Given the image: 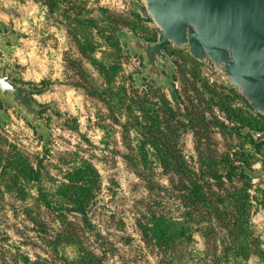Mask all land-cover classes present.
I'll list each match as a JSON object with an SVG mask.
<instances>
[{
    "label": "rangeland",
    "instance_id": "1",
    "mask_svg": "<svg viewBox=\"0 0 264 264\" xmlns=\"http://www.w3.org/2000/svg\"><path fill=\"white\" fill-rule=\"evenodd\" d=\"M134 4L141 1L0 0V22L19 34L9 45L8 64L18 67L21 82L49 81L45 91L32 96L50 104L39 115L47 126L43 140L20 111L2 102L8 119L0 123V264H23L20 255L63 264L75 260L78 250L91 251L100 264H209L214 252H223L219 243L231 237L239 213L232 200L217 204L223 220L207 217L203 206L187 207L181 195L191 186L189 179L222 197H236L242 181L247 184L249 233H240L236 242L241 243L226 249L229 258L222 260L264 264V180L235 177L218 183L207 175L213 165L225 171L228 159L236 167L264 169V146L243 157L238 151L248 147V138L233 130L236 117H248L245 101L211 63L171 43L165 47L174 62L169 75L177 99L151 78L137 84L136 75L145 68L142 55L130 54L119 33L155 38L156 27L136 16ZM141 102L175 143L184 171L175 172V190L172 174L160 167L152 149L146 165L136 161ZM226 109L236 114L230 117ZM249 121L264 126V117ZM87 165L98 180L84 216L67 208L73 204L62 185ZM30 168L39 171L38 180H32ZM151 211L188 226L192 242L177 244L166 255L145 243L139 225L148 222Z\"/></svg>",
    "mask_w": 264,
    "mask_h": 264
},
{
    "label": "water",
    "instance_id": "2",
    "mask_svg": "<svg viewBox=\"0 0 264 264\" xmlns=\"http://www.w3.org/2000/svg\"><path fill=\"white\" fill-rule=\"evenodd\" d=\"M140 1L141 5L134 4L133 9L142 19L153 22L156 38L146 39L135 32L119 33L130 54L142 55L145 68L136 75L137 84L151 78L173 91L175 85L169 73L174 62L164 47L171 43L186 49L193 59L211 63L215 71L225 76L227 87L247 101L251 115H264V0ZM18 37L0 22V123L8 119L2 106V102H8L44 140L46 121L39 117L44 105L34 101L35 88L19 81L18 67L8 64L9 45L16 44ZM242 133H250L253 138L246 152L264 142V130L245 128ZM243 169L248 177L264 180V169Z\"/></svg>",
    "mask_w": 264,
    "mask_h": 264
},
{
    "label": "trees",
    "instance_id": "3",
    "mask_svg": "<svg viewBox=\"0 0 264 264\" xmlns=\"http://www.w3.org/2000/svg\"><path fill=\"white\" fill-rule=\"evenodd\" d=\"M136 16H138L140 19H142L137 13ZM146 21H150L149 19H142ZM134 32V31H133ZM136 33V32H135ZM144 38V37H143ZM150 40H154L155 38H147ZM167 44V43H166ZM165 44V45H166ZM164 45V47H165ZM166 49V47H165ZM167 50V49H166ZM115 67V66H114ZM114 67H112L114 69ZM24 83V82H23ZM35 88L36 94L42 93L45 91L49 86V81L47 80H41L39 84L37 85H31L30 83H26ZM123 90V88H122ZM233 90V89H229ZM125 91V89H124ZM170 93V97L172 100L177 99V91L174 87L172 92ZM239 95V94H238ZM136 94H133V97H136ZM240 96V95H239ZM242 99H244L242 96H240ZM164 103L167 105L169 102L164 100ZM245 105H246V115L248 117L243 116V114L236 117L239 120V125L234 127L233 130L236 131L238 134H242L244 137L248 138V146L253 142V138L250 133L243 134L242 130L245 128H250L251 130H257L262 131L264 130L263 127L254 126L249 121V117L256 118V117H264V115H256L253 116L249 113V104L244 99ZM134 102V100H133ZM218 104L222 105V99L219 98ZM46 106L44 105V108L42 112L45 110ZM139 106V113H142V116H140V119L135 120V124L138 127V130L136 131L139 135V139L137 140L136 145V156H137V162L141 165H146L148 162V148L152 149L153 155L157 159V162L159 163L160 167L164 171H170L172 174V177L170 179V183L172 186H174L175 190V172L177 174H180L183 171L180 162L179 157L175 154V143L171 142L166 138V136L163 134V132L159 129V120H157L156 117H152L148 115V111L144 108V103L141 102L138 104ZM228 116H232L235 112L230 111L229 109H226ZM236 114V113H235ZM170 116H174L173 109L169 111ZM237 116V115H236ZM150 120V123H144L143 119ZM126 128V127H125ZM165 138V139H164ZM148 143V144H146ZM264 146V142H259L255 145V149L253 151H257L261 149ZM248 148V147H247ZM247 148H238V151L240 155H247L245 150ZM243 157V156H242ZM41 159L37 161L38 166L41 164ZM134 164V163H133ZM135 165V164H134ZM213 165V164H211ZM243 166L250 167L247 163H242L238 167L232 164V160H226L224 163V167L226 168L225 171L222 173H219L218 165L216 168V165H213L212 170L207 174L210 178H212L215 182L222 183V179L228 181L229 183L233 181L235 177H240L244 179H248L246 173L244 172ZM32 174V180H38V170L33 169H27ZM182 176V175H181ZM76 178V182L74 180ZM251 179V178H250ZM97 180H98V173L94 169L93 166L87 165L85 166L81 171H76L72 173L69 178L67 179L68 183L63 184L62 188L64 189L65 197L71 198L72 204L71 207H67L70 210L74 212H78L86 216V211L88 209V202L93 198V195L91 194V187L92 185L97 186ZM191 186L189 188H186V192L181 195L182 200L184 204L189 206H195V207H205V212L207 217L215 215L217 219H222V212L218 210L217 204H224L225 201H233L234 207L237 208L239 214H235L233 216V229H229L228 232L231 237H226V243H224V240L220 242V247L223 252L220 251V255H215L214 252L213 257L211 256L210 263L209 264H223L222 257L225 255V260L229 258L227 257L228 253H226V249L233 248L235 249V246L238 245L236 242L239 241L238 235L240 233L247 234L249 233V217L246 216V209L245 206L250 207L249 204V193L248 188H246L247 184L242 181V185L244 186V189L237 191V196L233 197L230 194H226L224 197H222L219 194L215 193H207L202 186V184L197 183L196 181L189 179ZM93 188V187H92ZM42 195V194H41ZM235 195V193H234ZM46 200V199H45ZM214 218V216H213ZM215 220V219H214ZM228 223V222H227ZM225 223V224H227ZM140 231L142 234V238L145 241V243L150 244L154 247H156L159 250V253L161 255H166L168 252L172 250V248L177 244L180 243H190L193 240V237L188 233L189 227L177 222L172 217H167L164 214H158L155 212H150L149 214V220L147 223H142L139 225ZM246 238V237H244ZM243 238L244 242L245 239ZM227 245V246H226ZM80 248V247H79ZM79 254L77 258L73 261H64L63 264H100L101 260L100 258L92 253L91 251L87 250H78ZM208 251V250H207ZM20 262H23V264H54L53 262L43 259V258H37L33 261H31L27 256L20 255L19 257Z\"/></svg>",
    "mask_w": 264,
    "mask_h": 264
}]
</instances>
